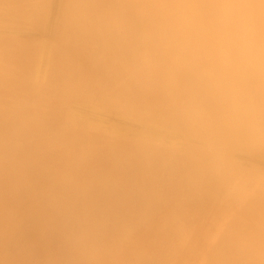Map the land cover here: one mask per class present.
I'll return each instance as SVG.
<instances>
[{
  "label": "bare ground",
  "instance_id": "bare-ground-1",
  "mask_svg": "<svg viewBox=\"0 0 264 264\" xmlns=\"http://www.w3.org/2000/svg\"><path fill=\"white\" fill-rule=\"evenodd\" d=\"M0 39V264H264V0H0Z\"/></svg>",
  "mask_w": 264,
  "mask_h": 264
},
{
  "label": "rangeland",
  "instance_id": "rangeland-1",
  "mask_svg": "<svg viewBox=\"0 0 264 264\" xmlns=\"http://www.w3.org/2000/svg\"><path fill=\"white\" fill-rule=\"evenodd\" d=\"M87 30H88V29H87ZM88 31H90V32L85 31V32H83V34L85 33V35L87 34L88 37H90V36L92 37V35H94V34H93V31L90 30V29H89ZM91 32H92V33H91ZM91 34H92V35H91ZM65 35H67V33H65ZM85 35H83V36H85ZM5 36H7L6 38H7L8 41L10 40L9 38H11V36H12V38H13V35L10 36V34H9V35H5ZM8 36H9V37H8ZM14 37H15V36H14ZM3 38H4L3 41L6 40L5 37H3ZM12 38H11V39H12ZM92 38H94V36H93ZM95 38H96V36H95ZM95 38H94V39H95ZM13 39H14V38H13ZM13 39H12V40H13ZM23 39H24V40H23ZM0 40H1V39H0ZM12 40H10L9 42L5 41V43H6V42H7V43H10V42H11V43H16V42H18V44H19V41H20L21 39H15L14 42H12ZM17 40H18V41H17ZM25 40H26L25 38H22V42L25 43L26 41H28V39H27L26 41H25ZM15 41H16V42H15ZM0 42H2V41H0ZM2 43H3V42H2ZM5 43H3V44L5 45ZM7 43H6V44H7ZM21 44L23 45V43H21ZM21 44H20L19 46H21ZM26 44H27V46H25L26 49H30V47L32 48V46H33L34 44H35L36 47H37V44L34 43V42H32V44H31V42H30V44H31L32 46H31L29 43H27V42H26ZM28 44H29V46H28ZM83 44H84V45H87V46H90V47H93V46L96 47V45H93V44L91 45V44H87V43H82L81 46H83ZM0 45H1V44H0ZM15 45H16V44H15ZM35 45H34V47H35ZM23 46H24V45H23ZM23 46H22V47H23ZM36 47H35V50H36ZM55 48L57 49V45H56V46L54 45V49H55ZM33 49H34V48H33ZM56 51H57V50H56ZM56 51H55V52H56ZM56 53H57V52H56ZM33 58H34V57H33ZM35 59H36V58H35ZM35 59H34V60H35ZM33 62H36V60L33 61ZM46 62H47V65H48V63H49L48 59H46ZM29 63H30V62H29ZM33 64L35 65V63H32V62H31L30 65H29L30 67H27L28 62H27L26 64H24V68H25V69L23 70V74H26V73H27V74H33V75H34L35 71H34L33 68H32V67H34ZM25 66L27 67V69H26ZM31 66H32V67H31ZM48 66H49V65H48ZM29 68H30V69L32 68V69L30 70ZM46 68H47V67H46ZM47 69H48V70H46L47 72H49V73L52 72L51 70H49V69H51L50 67L47 68ZM28 70H30V71H28ZM32 70H33L34 72H32ZM24 71H26V72L24 73ZM28 72H29V73H28ZM50 74H51V73H50ZM50 74H49V75H50ZM41 80H42V81H41ZM41 80L39 79V81H40V82H38L39 86H38V84H37L36 86H33V85H29V84H27V85H23V86H22V89H23V90L26 89L25 91H27L28 86H29V88L32 86L33 88H36V89H38V90L40 91V90L44 87V86H43L44 81H43V79H41ZM25 86H26V87H25ZM45 86H46V85H45ZM23 87H25V88H23ZM32 87H31L30 89H32ZM45 88H46V87L43 88L45 91H46V90H47V91H50V89H49L48 87H47V88H48L49 90H48V89H45ZM50 88H51V87H50ZM30 89H29V92L31 93V91H32V93L34 94V91H35V90H33V89L30 90ZM44 90H42V91L44 92ZM42 91H41V92H42ZM52 91H53V90H52ZM27 92H28V91H27ZM29 92H28V93H29ZM50 92H51V91H50ZM50 92H49V94H51ZM46 93H47V92H46ZM46 93L44 92V94H43V93H41V94L46 95ZM36 94H37V93H35L34 96H35ZM47 94H48V93H47ZM49 94H48V95H49ZM29 97L31 98V97H33V95L31 94V96L29 95ZM38 97H39V96H38V94H37V98H38ZM33 98H34V97H33ZM33 98H31V99H33ZM35 99H36V98H35ZM35 99H34V100H35ZM39 104H41V103H39ZM43 105H46V104H42V106H43ZM42 106H40V107H42ZM4 118H5V117H4ZM109 118H110V117H109ZM109 118H108V120H110ZM2 119H3V118H2ZM30 119L33 120L32 117H31V118H28V120H30ZM34 119L36 120L37 117L34 118ZM45 119H47V118H45ZM45 119H44V120H45ZM103 119H104V121H105L106 118H105V117H104V118L102 117V119H97L98 121H97V120H93V119H92V120L94 121L93 123H99V122H101ZM37 120H38V119H37ZM48 120H51V119H48ZM99 120H100V121H99ZM108 120L106 119L105 122L103 121V122H102V125H103L104 127H106V126H110V128H111V127H112L111 125H113L114 123H116V120H112V119H111L112 121H111V122L109 121L111 124H109ZM106 123H108V125H107ZM107 128H108V127H107ZM170 143L172 144L171 140H169V143H168V144H170ZM151 155L154 156V157H151ZM151 155L149 156V158H151L150 160H152V159H154V158L156 157L155 154H151ZM161 157H162V156H161ZM149 158H146V159L144 158L145 160H144L143 158H141V160H142V161L144 160V163H146V162H145L146 160H147V161H150V160H148ZM155 159H156V158H155ZM159 159H160V156H159ZM262 159H263V158H262ZM262 159H261V160H262ZM141 160H139V161H141ZM263 160H264V159H263ZM74 161H76V159H74ZM77 161H79V159H77ZM77 161H76L74 164H76ZM141 163H142V162H140L139 164H141ZM147 163H148V162H147ZM147 163H146V164H147ZM151 163H152V162H151ZM137 165H138V164H137ZM137 165H136L135 167H137ZM141 165H144V164H141ZM147 165H148V164H147ZM259 165H260V166H259L258 168H260V169H259V170H257L258 168L256 169L258 173H256V170H255V169H254L255 171H253L255 174H257V175L259 176V178H258L257 176H256V178H254L255 175L253 176V175L251 174V172H249V170H247L248 168L243 167V171H244V172H247V173L249 172V175H252V176L250 177L251 179L249 178V176H247L250 180L253 179V181H254V182H252V186L249 185L251 188H253V186H254V188H253L251 191H253V190L256 188V186H255L256 184L258 185L257 180H258V181H262V182L264 181V174H262V173L264 172V170L261 169V167H262L261 165L264 166V161L259 162ZM75 166H76V165H75ZM75 166H74V167H75ZM74 167H73V169H75ZM236 171L239 172V169H237ZM250 171H252V169H250ZM253 172H252V173H253ZM162 173H164V172H162ZM162 173H161V174H162ZM236 173H237V172H236ZM254 173H253V174H254ZM126 174H127V173H126ZM259 174H260V175H259ZM247 175H248V174H247ZM260 176H261V177H260ZM259 179H260V180H259ZM248 181H249V180H248ZM255 181H256L257 183H256ZM249 182L251 183V181H249ZM250 183H248V184H250ZM253 183H254L255 185H254ZM249 186H248V188L246 189L247 192L250 191V187H249ZM187 188H188V187L185 186V190H186V191H187V190H190V189H189L190 187H189L188 189H187ZM246 191H245V192H246ZM188 192H189V191H187V193H188ZM243 192H244V191H243ZM235 198H237V197H235ZM240 199H241V198H240ZM240 199L237 198V199H236L237 202H238V200L240 201ZM233 200H235V199H233ZM230 201H231V200H230ZM227 202H229V201H227ZM232 202H233V201H232ZM229 203H230V202H229ZM229 203H228L227 205H225L226 207H224L223 205H220V207H219V212L214 213L215 215H214V214H210V215H209V216H211V215H212V216H216V215L218 214V216H219V214H221V215H220L221 217H220V219L218 220L219 222H218L217 224H218L219 227H222L223 229H226V227H227V226H225L226 224H224V223H225V222H228L229 225H231L233 222H235V220H234L235 218H233L234 215H237V214L239 213V212H235V210H230V212H231V213L234 212V214H233V213L231 214L229 211H228V212H224L222 207H224V209H228V207H229V206H228ZM238 203H239V202H238ZM230 205L232 206V203H231ZM227 206H228V207H227ZM221 209H222V210H221ZM220 210L223 211V212L220 213ZM228 213H229V214H228ZM230 214H231V215H230ZM232 215H233V216H232ZM239 215H240V213H239ZM239 215H237L238 218L241 216V215H240V216H239ZM225 216H226V217H225ZM237 216H235V217L237 218ZM224 217H225L226 219H225ZM230 217H231V220H229ZM218 218H219V217H218ZM223 218H224V219H223ZM232 218H233V219H232ZM238 218H237V219H238ZM240 218H241V217H240ZM224 220H227V221H224ZM228 220H229V221H228ZM230 221H232V222H230ZM223 222H224V223H223ZM221 223L224 224V225H221ZM224 227H225V228H224ZM226 232H227V231H226ZM213 233H214V231H213ZM199 245H200V247H199ZM197 247H198V248H201V247L204 248V247H206V245H205V244L203 245V243H200V244L197 245Z\"/></svg>",
  "mask_w": 264,
  "mask_h": 264
}]
</instances>
